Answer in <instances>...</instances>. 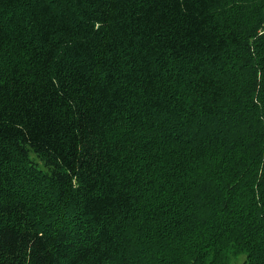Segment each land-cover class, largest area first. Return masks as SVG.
<instances>
[{"label": "trees", "instance_id": "trees-1", "mask_svg": "<svg viewBox=\"0 0 264 264\" xmlns=\"http://www.w3.org/2000/svg\"><path fill=\"white\" fill-rule=\"evenodd\" d=\"M264 264V0H0V264Z\"/></svg>", "mask_w": 264, "mask_h": 264}, {"label": "rangeland", "instance_id": "rangeland-1", "mask_svg": "<svg viewBox=\"0 0 264 264\" xmlns=\"http://www.w3.org/2000/svg\"><path fill=\"white\" fill-rule=\"evenodd\" d=\"M239 263H240V259L239 258L237 260L231 261V264H239Z\"/></svg>", "mask_w": 264, "mask_h": 264}]
</instances>
